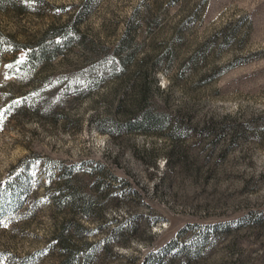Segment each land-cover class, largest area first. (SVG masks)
I'll use <instances>...</instances> for the list:
<instances>
[{
    "label": "rangeland",
    "instance_id": "obj_1",
    "mask_svg": "<svg viewBox=\"0 0 264 264\" xmlns=\"http://www.w3.org/2000/svg\"><path fill=\"white\" fill-rule=\"evenodd\" d=\"M51 26L0 47V264H264V0H0L1 40Z\"/></svg>",
    "mask_w": 264,
    "mask_h": 264
},
{
    "label": "trees",
    "instance_id": "obj_2",
    "mask_svg": "<svg viewBox=\"0 0 264 264\" xmlns=\"http://www.w3.org/2000/svg\"><path fill=\"white\" fill-rule=\"evenodd\" d=\"M61 28L64 29V27L62 26H60L59 28L56 26L49 27L47 31H44L43 36L34 43L17 41L15 39L12 40L9 38L8 40L5 38L2 40L0 39V47L3 46V48L12 50L15 52V55L10 59L11 64L8 62L9 65H7L10 72L12 73L14 72V70L15 72H17V69H15V67L18 68V66L20 67L21 65H24L25 64L24 62L26 61L27 62L30 61L31 63L32 62L36 63L39 60H41L43 56H47L48 53L54 54L63 40L62 37L60 36L56 37V35L54 34H56L55 31H58ZM51 31L54 32L53 35L50 34ZM49 36H51V38L49 39V41L45 42V39H48L46 37H49ZM121 63L124 64L123 59H121ZM87 71L89 70L83 68L81 69V71L71 76L70 75L65 76L64 89L67 91H71V90L82 91V89L90 88L94 82V77L91 75V72H87ZM42 100L44 101V96ZM158 118H163V116H159L151 111H147L143 113L140 117H136L135 118L136 122H132L129 119L127 123L129 124V126H132L134 123H138L140 125L142 124V126H146V125L151 124L154 120ZM73 199L74 201L78 200V197L75 196V193H74ZM88 203H90V201ZM88 203L86 202L85 204L86 206L84 207V209L88 207ZM70 223H72V220H70ZM66 225H69V224L67 222L66 224H63L64 227ZM73 225L76 231H78L79 228L82 226L80 222H76V221H74ZM93 242L94 241L86 240L83 243L84 245L83 250L80 247L78 248L73 247V249H71V251L66 254V257H64V259L61 260L60 264H77V262L79 261H82V262L88 261L93 251L92 249L94 245ZM28 257H29V254L21 258L23 262H17V263L13 262L11 264H24V260H26Z\"/></svg>",
    "mask_w": 264,
    "mask_h": 264
},
{
    "label": "snow or ice",
    "instance_id": "obj_3",
    "mask_svg": "<svg viewBox=\"0 0 264 264\" xmlns=\"http://www.w3.org/2000/svg\"><path fill=\"white\" fill-rule=\"evenodd\" d=\"M3 117H4V112L0 111V123H2ZM0 258H2V257H0Z\"/></svg>",
    "mask_w": 264,
    "mask_h": 264
}]
</instances>
